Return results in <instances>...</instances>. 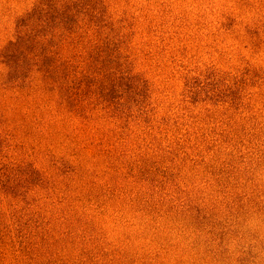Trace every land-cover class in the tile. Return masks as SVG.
<instances>
[{
    "label": "rangeland",
    "instance_id": "1",
    "mask_svg": "<svg viewBox=\"0 0 264 264\" xmlns=\"http://www.w3.org/2000/svg\"><path fill=\"white\" fill-rule=\"evenodd\" d=\"M0 264H264V0H0Z\"/></svg>",
    "mask_w": 264,
    "mask_h": 264
},
{
    "label": "trees",
    "instance_id": "2",
    "mask_svg": "<svg viewBox=\"0 0 264 264\" xmlns=\"http://www.w3.org/2000/svg\"><path fill=\"white\" fill-rule=\"evenodd\" d=\"M36 11V10H34ZM33 15H34V12H33ZM31 14V17L33 16ZM28 42L29 43V38L28 36H22L20 35L18 37V40L14 43H11V47H12V50H10L11 52L8 53L9 51L6 52V55H8V59L10 60V66L12 67V71L18 75L19 73L23 72V70L25 68H27L28 66V57L27 56H24L22 53V49L25 48V43ZM20 49L19 51V55L18 56H15L14 53H17L16 51ZM31 52V50H29ZM12 53V54H11ZM39 62V60H38ZM41 68L43 69L44 68V63L41 64ZM44 71L46 72V77L49 79L51 77L50 75V71L47 69H44ZM68 103H70V106L72 109L76 108V103L73 102V100L68 99Z\"/></svg>",
    "mask_w": 264,
    "mask_h": 264
}]
</instances>
